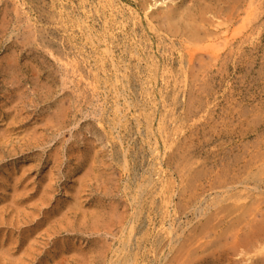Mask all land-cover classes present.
Here are the masks:
<instances>
[{
    "label": "rangeland",
    "instance_id": "obj_1",
    "mask_svg": "<svg viewBox=\"0 0 264 264\" xmlns=\"http://www.w3.org/2000/svg\"><path fill=\"white\" fill-rule=\"evenodd\" d=\"M194 1L0 0V264H264V0Z\"/></svg>",
    "mask_w": 264,
    "mask_h": 264
},
{
    "label": "bare ground",
    "instance_id": "obj_2",
    "mask_svg": "<svg viewBox=\"0 0 264 264\" xmlns=\"http://www.w3.org/2000/svg\"><path fill=\"white\" fill-rule=\"evenodd\" d=\"M136 1V0H135ZM152 2V1H151ZM195 2V1H194ZM198 2L200 3L201 2V0L199 1L198 0ZM197 1L195 2V3H198ZM165 3V1L163 2V4ZM204 3V2H203ZM152 4V3H151ZM154 4V3H153ZM144 5V4H143ZM142 5V6H143ZM147 5V4H146ZM184 5V4H183ZM188 5V4H187ZM207 5V4H206ZM155 6V5H154ZM168 6V5H167ZM173 6V5H172ZM198 6V5H197ZM204 6V5H203ZM202 6V7H203ZM153 7V6H152ZM209 7V6H208ZM195 8V7H194ZM198 8H199V6H198ZM197 8V9H198ZM197 9H194V11L190 8V7H183V6H180L179 8L177 7L176 9H173V8H171L170 10H165V11H162V12H160V13H157L156 15H157V19L159 20V21H161L162 22V24H165V26L168 28V30L171 32V33H173V34H177V35H179L181 38H182V40H183V43L185 44V45H194L195 43H198V42H200V41H203V37H202V35H201V33H202V29L205 27L204 26V23L206 22L205 21V19H203V18H194L195 17V14H197L198 12H202V9L204 10V8H199L198 10ZM205 9H207L206 7H205ZM205 11V10H204ZM177 37V36H176ZM179 38V37H178ZM180 41V40H179ZM182 43V44H183ZM180 44H181V42H180ZM188 46V47H189ZM190 48V47H189ZM189 51H190V49H189ZM189 54H190V52H188ZM8 60V59H7ZM12 71V70H11ZM13 80V79H12ZM10 81V80H9ZM8 82V81H7ZM11 100L12 99H5L4 101H3V105L2 106H0V112H1V114H0V122H1V124H2V122H4V123H6L5 124V130L3 131V132H1L0 133V161L1 160H4L5 158H7V157H13V156H16V155H19L20 153H23L24 154V152L27 150V148H28V145H29V141H28V139H26L27 137H25V134H26V132L24 131V128H25V120L28 118L27 117V114L25 113V109H26V104H25V101H24V99H20V108L18 109V111H19V113L18 114H15V117L14 118H17L16 119V121H15V119L12 117V119H8V116H9V114L8 113H4L3 111L4 110H6L7 112H8V110L7 109H5V108H8L7 106H8V102H11ZM16 100H18V99H16ZM27 101V100H26ZM18 103V102H17ZM16 103V104H17ZM9 109H10V107H9ZM11 111V110H10ZM14 112H15V110H14ZM17 112V111H16ZM13 114V115H14ZM25 114H26V116H25ZM15 126H17V127H15ZM27 128V127H26ZM26 128H25V130H26ZM56 128V127H55ZM20 130V131H23V132H21L20 134H19V141H18V143H16L14 140L16 139H14L13 140V136H14V132L16 131V130ZM37 129V128H36ZM16 133H17V131H16ZM35 134V133H34ZM38 135V134H37ZM16 136H18V135H16ZM15 137V136H14ZM33 138V137H32ZM33 140V139H32ZM40 140V139H39ZM31 141V140H30ZM34 141V140H33ZM32 142V141H31ZM30 142V143H31ZM37 142V141H36ZM33 143V142H32ZM31 146V145H30ZM33 146V145H32ZM9 147H12V149H10ZM39 147V146H38ZM37 147V148H38ZM34 157H36V156H34ZM34 160V159H33ZM21 165V164H20ZM23 170V169H22ZM25 170V169H24ZM29 170V169H28ZM22 172V171H21ZM27 174V173H26ZM26 176V175H25ZM23 178H24V175H22V177L21 178H19V180L17 179V182H18V184H20L21 182H22V180H23ZM25 179V178H24ZM27 179V178H26ZM9 182H11V181H8V180H6L5 179V182H4V184L2 185V186H4V187H6V185H8V183ZM14 182V181H13ZM16 182V181H15ZM28 182V181H27ZM26 182V183H27ZM18 184H17V186H18ZM15 187V186H14ZM30 188V187H29ZM111 191V190H110ZM27 192L28 191H26V189H24V187H23V185L21 184V186L18 188V189H16L15 191H13L12 192V195H9V196H6L7 197V201H5V202H10L12 205L14 204V206H16L17 207V209H21L22 207H24L25 206V195L27 194ZM135 192V191H134ZM26 193V194H25ZM127 193V192H126ZM32 196V195H31ZM34 200V199H33ZM27 201H28V199H27ZM131 201V203L133 202L132 200H130ZM39 202V201H38ZM138 203V202H137ZM36 204V203H35ZM10 206V205H2V206H0V215L1 214H3V217H2V220H5V221H7L6 222V225H9L12 221L11 220H6L5 218H6V216H8L9 215V217H11L12 216V218L14 217L13 216V213H14V211L12 210L14 207L13 206ZM41 205V204H40ZM15 207V208H16ZM15 208H14V210H15ZM16 211V210H15ZM21 212V211H20ZM23 213H24V209H23V211H22ZM8 214V215H7ZM208 218V217H207ZM239 218V217H238ZM240 221V220H239ZM260 221H261V219H260ZM264 222V221H263ZM241 223V222H240ZM261 224H262V221L260 222ZM256 226V225H255ZM255 226H254V228H255ZM258 226V225H257ZM263 226V225H262ZM228 227V226H227ZM258 227H261V225H259ZM257 228V227H256ZM255 228V229H256ZM253 229V228H252ZM262 229H264V226L263 227H261V232H263L264 233V231H262ZM192 231H193V229H191ZM228 230V229H227ZM254 230V229H253ZM229 231V230H228ZM254 231H256V230H254ZM253 231V232H254ZM254 233H256L257 234V232H254ZM254 233H252V230H251V234H252V236H253V234ZM224 234H226V233H224ZM260 234V233H259ZM186 236V235H185ZM189 236V235H188ZM221 236H223V234L221 235ZM251 236V237H252ZM255 236V235H254ZM262 235H260V236H258V234H257V236L256 237H261ZM263 237H264V235H263ZM263 237H261V238H263ZM242 238V237H241ZM254 239H255V237H253ZM252 238V239H253ZM261 238L258 240V241H255V240H257V238L254 240H252V241H250L249 243H252L253 245H254V247H255V249L258 251V252H263L264 251V242H261L260 243V240H261ZM184 240H186V239H184ZM183 240V241H184ZM188 240H189V238H188ZM196 240V239H195ZM242 240H244V238L242 239ZM249 240H251L250 238H249ZM264 240V239H263ZM262 240V241H263ZM126 241V240H125ZM238 241H239V239H238ZM127 242H129V241H127ZM126 242V243H127ZM194 242V241H193ZM241 242V241H240ZM186 243H187V241H186ZM245 243V242H244ZM194 244V243H193ZM201 244V243H200ZM220 244H222V243H220ZM224 244V243H223ZM234 244H236V243H234ZM228 245V244H227ZM252 245V246H253ZM190 246V245H189ZM135 247V246H134ZM179 248V247H178ZM181 248H182V246H181ZM180 248V249H181ZM186 248V247H185ZM185 248L183 249L182 248V250H185ZM217 248V247H216ZM219 248V247H218ZM222 248V247H221ZM188 249V248H187ZM203 250V249H202ZM123 251V250H122ZM121 251V252H122ZM129 251V250H128ZM179 251V250H178ZM192 252H193V250H192ZM217 252V251H216ZM225 252V251H224ZM223 252V253H224ZM181 253V252H180ZM185 253V252H184ZM184 253L182 254V255H184ZM195 253V252H194ZM201 253V252H200ZM206 253V252H205ZM214 253V252H213ZM123 254V253H122ZM196 254L197 253H195V256H196ZM178 255H179V252H178ZM202 255H204V254H202ZM207 255V254H206ZM218 255V254H217ZM216 255V256H217ZM121 256V255H120ZM195 256H194V258H195ZM205 256V255H204ZM203 256V257H204ZM62 257H63V255H62ZM191 257V256H190ZM206 257V256H205ZM182 258V257H181ZM188 258V257H187ZM192 258H193V256H192ZM218 258V257H217ZM178 259V258H177ZM174 260V259H173ZM195 260V259H194ZM198 260V259H197ZM196 260V261H197ZM211 260H212V258H211ZM132 261V260H131ZM177 262V261H176ZM177 263H179V262H177Z\"/></svg>",
    "mask_w": 264,
    "mask_h": 264
}]
</instances>
